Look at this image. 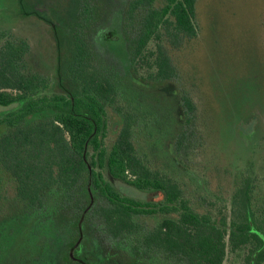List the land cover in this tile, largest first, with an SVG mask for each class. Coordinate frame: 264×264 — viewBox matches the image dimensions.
<instances>
[{
  "label": "trees",
  "instance_id": "obj_1",
  "mask_svg": "<svg viewBox=\"0 0 264 264\" xmlns=\"http://www.w3.org/2000/svg\"><path fill=\"white\" fill-rule=\"evenodd\" d=\"M156 1L128 0L122 15L129 62L122 68L143 88L177 77L164 42L179 48L197 33L196 0H163L160 6ZM44 2L18 0L20 9L10 13L15 20L34 16L49 26L55 48L53 80L33 68L25 38L0 31V105L12 107L0 115V171L11 176L24 202L22 207L10 204L8 214L16 219L30 212L43 218L48 233L60 237L69 264H109L77 253L91 232L90 213L117 246L130 240V256L118 247L124 259L120 264H222L227 245L231 250L248 246L242 264H264V203L256 213L248 189L229 222L225 215L192 207L178 181L152 167L136 148V106L121 111L116 136L107 145L108 109H118L112 74L118 61L103 55L92 38L102 5L98 0H70L67 16L60 4L49 17L38 6ZM98 58L110 60V70ZM179 104L181 126L173 136V155L188 159L204 146L203 134L194 100L181 93ZM111 179L157 197L128 196ZM160 213L174 217L153 227L139 222Z\"/></svg>",
  "mask_w": 264,
  "mask_h": 264
},
{
  "label": "rangeland",
  "instance_id": "obj_2",
  "mask_svg": "<svg viewBox=\"0 0 264 264\" xmlns=\"http://www.w3.org/2000/svg\"><path fill=\"white\" fill-rule=\"evenodd\" d=\"M44 1L38 6L49 17L60 4L67 16L70 0ZM98 1L103 21H98L92 38L103 55L119 62L111 72L117 79L119 95L114 106L118 109H108L107 145L116 136L121 111H132L136 106L140 113L133 129L136 148L152 167L178 181L192 207L218 217L225 215L229 222L236 217L244 189H248L252 208L259 213L264 203V0H196V35L179 48L164 42L178 70L177 77L157 86L149 84L150 88L135 84L123 70L129 63L121 31L128 0ZM162 2L157 0L156 4ZM13 9H20L18 0H0V31L25 38L30 46L29 62L53 80L55 48L49 26L34 16L15 20L10 13ZM152 46L150 42L148 49ZM97 60L110 70V60ZM140 73L146 74L144 69ZM181 93L196 103L204 143L196 156L188 159L175 157L172 147L173 136L181 126ZM11 108L0 105V115ZM111 181L128 196L145 200L157 197ZM0 197V264H69L63 257L60 237L54 239L48 233L43 218L30 212H22L16 219L8 214L12 205L22 207L24 202L18 197L14 180L1 171ZM87 216L91 218V232L78 246L79 255L92 254L89 257L97 256L101 262L106 259L109 264H120L124 259L118 247H123V254L130 256L129 239L117 246L116 239L105 236L95 216ZM168 217L174 216L160 213L142 217L139 222L153 227ZM247 247L231 250L227 245L222 264H242Z\"/></svg>",
  "mask_w": 264,
  "mask_h": 264
}]
</instances>
